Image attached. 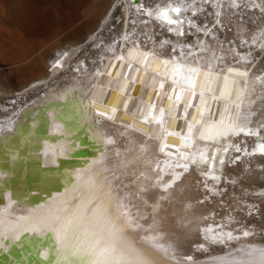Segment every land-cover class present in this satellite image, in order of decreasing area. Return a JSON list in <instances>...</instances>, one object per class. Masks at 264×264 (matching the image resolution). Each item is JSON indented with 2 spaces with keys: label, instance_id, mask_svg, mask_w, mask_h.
I'll list each match as a JSON object with an SVG mask.
<instances>
[{
  "label": "bare ground",
  "instance_id": "obj_1",
  "mask_svg": "<svg viewBox=\"0 0 264 264\" xmlns=\"http://www.w3.org/2000/svg\"><path fill=\"white\" fill-rule=\"evenodd\" d=\"M22 1L20 3L25 4ZM28 2L31 4L33 1ZM176 2L178 0H77L69 16L58 6L50 7L51 9H48L49 6L43 9L36 6L39 13L34 16L31 10L34 5L32 8L28 4L30 6L26 7L29 9L18 6L20 9L15 12L26 18L18 14L20 19L28 20V32L23 30L26 35H30L33 30L31 25H37L36 22H41V26L47 31L56 24L54 33L56 28L58 30L76 23L79 25L63 41L54 40L53 37L54 41L50 42L43 53L39 52L37 57L23 56L22 61L16 59V65L30 61L25 64L30 66L19 74L22 80L19 88L14 89L0 81V209H5V217L8 216V211L15 218L49 204L54 197L64 193L76 182L78 171L101 159L102 153L111 158L107 149L122 147L127 141V136H121V132L125 131L124 124L142 129L141 132L129 130V135L137 143H146L147 156L159 159L162 167L165 161L173 164L181 160L180 152L194 151L195 146L192 149L180 147L179 136L168 135L162 138V142L172 146L165 151L173 155L169 157L159 153L156 135L160 125L142 122L141 109H145L146 114L147 104L153 101L156 104L153 115H158L160 107L167 110L168 101L164 94L170 91L168 77L171 76L172 69L171 64L166 68L163 60L179 56V45H192L196 56L202 57L199 61L201 65L206 59H211L214 51L218 59L212 60L213 68L216 72L223 69L219 76L220 84L222 85L223 76L228 75L233 99L243 91L245 105L248 98L255 101L252 111L257 115L251 117L250 126L255 128L264 123V83L256 80V77L264 78V47H261L264 37L260 36L264 30V12L254 6L264 7V0H234L238 7L232 6L233 0H184L185 5L192 7L179 17L183 21V36L169 31L175 25H169L155 16L150 17L145 11ZM217 3L219 7H214ZM36 9H33V13H36ZM217 11L220 13L219 17L215 15ZM170 15L176 18L175 13ZM189 20L205 31L211 29V34L205 35V31L197 32L196 27H189ZM21 22L23 23L22 19ZM26 24L25 29L28 26ZM125 36L127 39H124ZM253 37L257 39L253 40ZM49 38L52 39V36ZM163 41L168 43L162 47ZM201 43L208 51H201ZM173 47L176 48L175 52L172 51ZM130 51L133 58H129ZM184 51L187 53V47ZM145 52L150 53L146 62L143 56ZM120 56L124 59H117ZM58 60L62 62V67H53ZM129 63L132 65L131 69L128 68ZM228 68L247 72L248 75L243 77L237 72L229 73ZM109 72L111 76L108 75ZM126 73L127 81L124 80ZM153 77L157 82L165 80L160 99L156 97L158 83H152ZM141 79L143 83L140 82ZM125 83L126 90L119 91ZM125 100L128 104L127 111L123 108ZM184 102H187V96ZM193 103L197 104L198 99ZM210 103L212 108L205 112V119L212 117L217 111L216 102ZM112 108L117 111L112 113ZM182 108L183 104L178 116L182 115ZM98 111L107 112L113 119L97 116ZM133 112L136 113L135 116L132 115ZM189 112L196 113L199 118L195 108L189 109ZM164 120V127L168 132L186 134L184 119H173L172 116L165 115ZM41 128L44 129L42 133ZM144 132H150L151 139L145 137ZM97 133L102 135L97 138ZM108 135L117 140L115 146H105L103 141ZM261 135H264V129H261ZM228 141L238 143L242 150L247 148L249 153L258 143H264L256 137L243 134L239 137L230 136ZM228 141L221 140L220 143L226 145ZM197 145L200 148L208 145V155L211 156V141L200 140ZM75 150L80 151L74 154ZM221 155L225 159L223 167L219 165ZM236 156H240V159L230 162L229 158L234 160ZM70 157H73L72 160L62 161ZM36 160L38 165L34 162ZM49 166L53 168H48ZM207 168V164L190 166L169 190L171 198L162 202L164 207L160 216V230L165 232V239L175 244L180 257L191 255L195 264H213V260L227 256L238 247H264V195H261L264 193V154L257 149L255 154L249 155L243 151L236 152L233 148H229L227 153H217L213 171L220 177L219 181L201 175V171ZM168 171L170 169L166 168L165 172ZM175 171L183 169L176 168ZM26 175L28 185L25 184ZM164 179L168 180L170 176L165 175ZM58 182L59 190L56 186ZM205 183L209 187H215L217 194H211L205 188ZM45 188H50L47 196L43 193ZM154 194H158V190L150 195ZM10 202L11 208L8 209ZM188 204L191 208L185 210V205ZM141 222L150 223L151 217L147 222ZM208 225H223V228H217L216 231H232L240 239L225 244L205 241L200 229ZM244 230L253 235L243 237ZM47 236L50 238H45L44 234L38 236L24 233L20 242L0 241L8 249H0V263L56 264L53 236L50 233ZM201 243L206 245L205 249L197 247ZM45 250H48L47 259L42 255ZM13 252H17V259L10 258V253Z\"/></svg>",
  "mask_w": 264,
  "mask_h": 264
},
{
  "label": "snow or ice",
  "instance_id": "obj_2",
  "mask_svg": "<svg viewBox=\"0 0 264 264\" xmlns=\"http://www.w3.org/2000/svg\"><path fill=\"white\" fill-rule=\"evenodd\" d=\"M232 6L239 5H236L233 0ZM254 6L264 12V7L261 5ZM191 7L192 5H185L184 0H178L175 4L167 3L163 7L157 6L155 9L145 11L150 17L155 16L156 19L169 25H175L174 28L170 27L169 31L175 32L177 36H183L185 35L182 28L183 21L179 17L182 12L188 11ZM214 7H219V4L217 3ZM170 13H175L176 18H173ZM215 15L219 17L220 13L217 11ZM188 23L189 27H196L197 32L205 31L196 26L192 20ZM205 29H207L206 25ZM209 34L211 29L205 31V35ZM260 36L264 37V30L261 31ZM124 39H127V36ZM256 39L257 37H253V40ZM165 43L168 41H163L161 46L163 47ZM179 47L181 49L179 56L163 60L164 66L167 68L171 64L172 69L171 76L168 77L171 84L170 91L164 94L168 101L167 110L160 107L158 115H153L156 108L153 101L147 104V113L144 114L145 109H141V113L143 123L160 125L156 135L159 153L169 157L173 155L165 151L172 146L162 142V138L168 135L179 136L182 148L192 149L195 146L194 151L180 152L181 160L186 162L177 160L169 164L165 161L162 167L159 159L147 156L146 143H137L129 135V130L141 132L142 129L134 128L132 124H124L125 131L121 132V136H127L126 143L122 147L107 149V152L111 153V158L102 153L101 159L78 171L76 182L64 193L54 197L49 204L15 218H12L10 211L5 217V209H0V241L11 240L16 243L20 242L24 233L38 236L50 233L55 245L56 264L61 262L63 264H188V262L195 264L191 255L180 257L175 244L167 241L165 232L160 230L161 209L164 207L162 202L170 200L172 194L169 190L192 165L200 167L207 164V170H202L201 175L219 181L220 177L214 174L213 168L217 153L221 151L227 153L229 148H233L236 152L243 151L251 155L258 149L264 154V143H258L249 153L247 148L242 150L238 143L228 141L230 136L239 137L241 134L264 141V135H261L264 123L258 124L255 128L250 126L251 117L257 115L252 111L255 101L248 98L245 105L243 91L233 99L228 75L223 76L222 85L220 84L219 76L223 69L220 72L214 70L212 60L218 59L214 51L211 53V59H206L201 65L199 61L202 57L196 56L192 45H179ZM185 47L188 49L187 53L184 51ZM199 47L202 52L208 51L203 43ZM261 47H264V44ZM172 51L175 52L176 48L173 47ZM151 54L155 55V53ZM128 55L129 58H133L131 51ZM149 55L148 52L143 53L145 62ZM117 59L123 60L124 57L120 56ZM53 67H62V62L58 60ZM131 67L129 63L128 68L131 69ZM227 71L237 72L243 77L248 75L247 72H239L238 69L233 68H228ZM108 75L111 76V72ZM124 80L127 81V73ZM256 80L264 83L262 77H256ZM140 82L143 83V80L141 79ZM152 83L154 85L158 83L156 97L160 99V92L165 88V80L161 79L157 82L153 77ZM126 88L127 83L119 91L124 92ZM197 99L198 103L194 104L193 101ZM210 101L216 102L217 111L212 114V117L205 119V112L211 111L212 108ZM182 104V115L178 116L177 113L181 110ZM123 108L127 111V100L124 101ZM191 108L196 109L199 118L196 113L189 112ZM116 111V108L111 109L112 113ZM96 115L109 120L113 119L112 115L103 111H98ZM132 115L135 116L136 113L133 112ZM165 115L172 116L173 119H184L187 127L186 134L168 132L164 127ZM216 116L219 118L215 119ZM143 134L151 139L150 132ZM101 135L102 133H97V138ZM200 140L212 142L210 157L208 145L203 148L197 145ZM221 140L228 142L226 145L221 144ZM103 142L106 147L117 144V140L112 135L105 137ZM229 159L234 163L240 159V156H236L234 160ZM224 163V156L221 155L219 165L223 167ZM166 168L170 171L165 172ZM176 168H181L183 171L177 172ZM165 175L170 176V179L165 180ZM205 188L211 194H217V189L209 187L207 183ZM154 190H158V194L150 195ZM10 208L11 202L8 205V209ZM190 208V204L185 205V210ZM149 217H151L150 223L141 222H147ZM203 219L207 220V217ZM217 228H223V225H208L201 228L203 239L212 244H225L228 241L240 239V236L234 235L232 231H216ZM242 235L246 238L253 233L244 230ZM197 247L205 249L206 245L201 243ZM0 249L8 250L3 242H0ZM42 255L44 259H47L48 250L43 251ZM213 264H264V247H238L227 256L213 260Z\"/></svg>",
  "mask_w": 264,
  "mask_h": 264
},
{
  "label": "rangeland",
  "instance_id": "obj_3",
  "mask_svg": "<svg viewBox=\"0 0 264 264\" xmlns=\"http://www.w3.org/2000/svg\"><path fill=\"white\" fill-rule=\"evenodd\" d=\"M21 1L20 0H7V1L1 0L0 1L1 2L0 3L1 4L0 5L1 6L0 7V17H1L0 18V81L8 84L10 87H12L14 89L19 88V84L22 81L20 79L21 77H19L21 70L23 71V70H25L24 68H27L28 66H30V65L25 66V64L30 63V61H27V60H26L27 62L23 61L20 64L18 63L16 65V64H14V63H17L16 59L22 61L23 56L24 57L25 56H27V57L31 56L32 58L37 57V55H39L40 53H43V51H45L48 48L47 46L50 45V42L53 40V37H54V40H58V41L62 40L63 41V38L65 39L66 35L70 34L71 32L73 33V31L75 32L77 29V26L79 25V23H76V24H71L72 26L71 25L67 26L68 28L65 27V28L58 29V30L56 28V33H54V27L57 26L56 24H55L56 26L52 25L53 29L49 28V30H48L49 32H48L47 30H45L41 26V22H36V23L40 24V26H37L38 24L37 25H31V27L33 29L32 32H34V35L37 33H40V32H41V34H37L36 36H34L33 33L31 32L32 35L30 33V35H31V37H30L29 34L26 35L27 33L25 31L24 32L26 34L23 32V30H26L28 32L29 24H26V23H28V20L26 21L25 20L26 18L24 16H22V14L20 15L19 13H17L18 10L20 9L18 6L21 5V7L24 6V8H25L28 4H30V2H28V0H26V1L23 0L22 2H25V4L24 3L21 4L20 3ZM30 1H33V2H31V4H30L31 6L28 5V7L30 6L33 8V5H34L35 7L33 9H36L38 6H39L38 9L39 8L43 9V8H45V6L46 7L49 6V8L48 7L47 8L51 9L50 7L58 6L62 10V12L64 11L63 13L67 16H69L71 14L70 13L71 9L73 7H75L74 4H76L75 2H77V0H58V1H56V0L55 1L54 0H30ZM28 7H26V8H28ZM2 8H4V9L2 10ZM33 9H31V10L33 12H35ZM38 9H36V13L32 12L33 16H34V14L38 15V13H39ZM16 10H17V12H15ZM13 13H15V14L13 15ZM18 14L20 15V17L21 16L24 17L25 18L24 20L26 22H24L23 18H21L23 21V23H22ZM30 18H32V17H30ZM18 19H20V20H18ZM27 19H29V18H27ZM24 23L26 25H28L27 29H25L26 27L24 26L25 25ZM20 24H22V25H20ZM31 27L29 28V30L31 29ZM37 28H39V29H37ZM50 30L54 34L53 33L51 34ZM37 31H39V32H37ZM44 31H45V33H44ZM47 33H49V34L47 35ZM23 34H25V35H23ZM49 35L52 36V39L49 38L50 37ZM48 39H50V40H48ZM44 40H47V41H44ZM40 41H42V43ZM66 45H63V47Z\"/></svg>",
  "mask_w": 264,
  "mask_h": 264
},
{
  "label": "water",
  "instance_id": "obj_4",
  "mask_svg": "<svg viewBox=\"0 0 264 264\" xmlns=\"http://www.w3.org/2000/svg\"><path fill=\"white\" fill-rule=\"evenodd\" d=\"M142 10H143V9H142ZM75 63H76V62H75ZM34 108H37V107L35 106ZM22 115L26 116L24 113H22ZM25 118H26V117H25ZM43 130H44V129L41 128V129H40V132L42 133ZM90 145H91V144H90ZM91 146H92V145H91ZM76 151H80V150H75V151H74V154H75ZM72 158H73V157H70L69 159H62V161H64V160H72ZM34 162H35V164H37V165H38V163H39L37 160L34 161ZM61 164H62V163H61ZM42 168H43V167H42ZM48 168H53V167H52V166H49ZM27 178H28V176L26 175V176H25V184H26V185L29 184L28 181H27ZM59 185H60V183L58 182V184L56 185L58 190H59ZM49 190H50V188H45V191L43 192V193L45 194V196H47V195L49 194V192H50ZM36 202H37V200H36ZM36 202H35V203H36ZM44 236H45V238H46V237H47V238H50V237L47 236V234L44 235ZM51 243H52V242H51ZM52 244H53V243H52ZM10 255H11L10 258L17 259V256H18V255H17V252L10 253ZM27 260H28V259H27ZM0 264H4V263H0Z\"/></svg>",
  "mask_w": 264,
  "mask_h": 264
}]
</instances>
